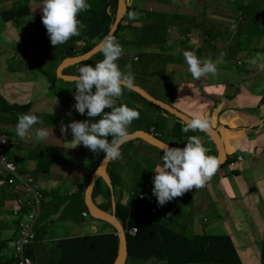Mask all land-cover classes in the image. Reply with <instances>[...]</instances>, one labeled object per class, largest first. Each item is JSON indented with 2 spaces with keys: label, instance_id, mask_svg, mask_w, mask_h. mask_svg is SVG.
<instances>
[{
  "label": "crops",
  "instance_id": "0c3cea01",
  "mask_svg": "<svg viewBox=\"0 0 264 264\" xmlns=\"http://www.w3.org/2000/svg\"><path fill=\"white\" fill-rule=\"evenodd\" d=\"M18 1L7 0L3 3L0 0V31L2 34L0 35V98L3 99L2 109H0V127L6 128L10 136L8 155L21 159L24 153L34 149L52 152L55 149L64 148L70 151V156H74L73 151L83 148V144L75 146V142L72 141L73 134L69 135V141L65 144L64 136L68 135V132H61V124H66L71 119L95 122L100 117L97 116L98 119L88 117L87 110L84 115L77 113L74 107L75 100H70V105L69 103L63 105L57 111L54 109L53 101L58 95L55 79L51 81L45 66L35 63L38 57L36 54L25 51L29 35L26 29L29 27L21 31V28L27 25L37 26L39 17L33 14L35 11H40L42 0H29L32 6L30 15L7 19L5 13L13 9ZM222 1L227 3L225 10L218 7ZM130 3L135 5L142 15H137L135 19H122L121 24L130 27L124 32L122 30L114 34L123 47L122 55L117 63H125L127 60L136 72L141 73V77H135V73L131 71L132 83L155 97L157 96L148 91V88L157 82V74L163 69L164 84L176 88L175 100L172 102L169 97L157 98L172 104L193 118L209 119L210 126L216 130V138L201 131L190 130L189 135L197 136L201 140L206 137L211 142L208 155H218V136L227 151V156L243 154L244 159L235 169L227 165L218 166L204 187L193 188L181 197H176L160 206L157 203V197L152 203L138 204L137 192H128L124 189V185L121 187L123 168L120 172L115 169L121 162L123 166L127 164L125 154L121 152V157L115 160L116 166L112 168L111 187L104 183L96 192L97 196L103 195L106 199L103 198L102 201L97 202L94 196V201L106 211H115L116 214L117 197L113 188L114 184L119 188L117 201L129 206L131 211L139 216L137 220L152 219L153 222L163 225L165 229L178 231L188 238L205 233L229 236L236 247V256L239 259L236 263L261 264V254L264 248V14L263 16L258 15V8L256 9L255 4L250 0H131ZM213 4L218 11L212 9ZM189 22L190 26L187 25ZM198 28L199 32L196 33L195 30ZM185 50L194 51L201 60L210 58L216 65V74H208L198 80L193 79L183 56ZM38 54L40 56L41 51ZM102 59L103 57L98 58V61ZM253 59L256 63H251ZM138 62H140L139 65H137ZM81 66L83 65L80 64L79 68ZM70 67L73 72L78 70L76 64ZM119 67L122 71H127L122 66L119 65ZM127 93L132 94L125 97ZM123 95L117 99V102L124 103L127 100L129 107L139 109L141 112L144 109L148 114H153L151 110H154L157 115L152 122L147 116L134 120L128 127V132L140 129V127L147 130L150 125H155L152 132L162 142L180 147L186 145L188 134L182 131L186 122L157 104L158 107L155 106V108L150 107L146 101L145 104L146 98L144 99L134 90L132 92L124 89ZM58 102L60 105L59 97ZM22 106L26 107L22 108ZM21 114H34L39 120L42 117L47 118L48 115L54 116L56 120L60 117L63 119L56 126L47 127V130H52L53 134L50 132L48 138L45 139L48 143L46 146L42 144L43 140L37 141L34 136L26 134L25 138L21 139L16 135L13 128L16 127L18 116ZM164 124L167 130L165 134L162 132ZM152 126L150 128H153ZM167 134H170L171 141L164 139ZM107 139L110 142L112 136L109 135ZM132 140L136 141L142 153L146 151L143 150L145 147L154 148L155 146L141 138ZM42 146H45L47 150H43ZM22 150L23 152H20ZM76 157L78 161V154ZM18 161L21 165L19 168L24 173L32 174L41 185L45 183L49 189L53 188L51 199H49L52 201L51 204L42 207L40 213L39 241H46L48 237L46 235L52 230L53 224L48 221V218L50 216L57 218L60 213L64 217V211L66 209L68 211L65 224L57 227L51 237L55 239L52 242L56 243L57 250L52 251L38 244L37 246L42 250L49 252L51 256L53 252L58 253L60 257L62 254L61 241L66 238L97 233H117L112 224L94 217L88 207L82 205L85 199H83L84 194L77 192L78 182L79 178L84 179L88 168L80 171V168L78 169L75 165L76 161L66 162L67 156L50 167L44 163V167L40 170H37L39 166L34 154L24 161ZM112 161H108L109 166ZM140 161L134 159L133 163L137 164ZM162 164L161 157L159 162L154 163L153 169ZM153 169L145 171V174L155 173ZM40 175H42L41 179ZM153 175L149 174L148 178L141 182V186L138 187L140 191L147 189L146 186L150 184L148 182ZM143 179L144 176L141 181ZM62 182L65 183L64 187H72L68 191H71L72 195L65 197L60 194L57 187L61 186ZM111 188L113 189L112 194L109 193ZM109 195L111 198L108 197ZM13 198L8 185L0 181V201L12 204ZM79 201H81V208L76 206V202ZM45 202L46 200L43 204ZM152 206L157 207L156 212L151 210ZM63 208L65 210L61 212ZM77 212L82 220L81 226L71 217L77 216ZM158 214L166 218L177 217L181 229L174 230L172 224L160 222ZM202 214L208 217L207 220H202L204 223L199 219ZM107 223L111 226H106ZM15 229L16 221L9 216V211L1 210L0 242L7 239L2 252H6L8 256L13 248ZM178 248L185 249L182 246H174L175 250ZM29 250L31 256L39 262L37 254L40 251L33 250L32 247H29ZM151 251L160 254L154 250V245ZM176 255L177 252L173 254L175 258ZM133 256L130 258L127 256L124 264H129L130 259L136 258L147 261V264H223L218 262L180 263L178 261L170 263L162 257Z\"/></svg>",
  "mask_w": 264,
  "mask_h": 264
},
{
  "label": "clouds",
  "instance_id": "9594fccd",
  "mask_svg": "<svg viewBox=\"0 0 264 264\" xmlns=\"http://www.w3.org/2000/svg\"><path fill=\"white\" fill-rule=\"evenodd\" d=\"M41 5L43 12L42 23L47 29L51 44L55 47L66 43L73 36L80 35V28L84 27V25L80 23L77 16L80 12L91 9V5L86 0H42ZM136 15L134 12L129 13V18L135 19ZM98 49L103 55L102 60L97 61L94 66L84 64L78 69L79 74H71L77 75L74 81L76 89L74 93L76 101L74 107L76 111L84 115L87 110L88 117L100 116V119L95 122L89 120L72 121L68 125L62 123L61 132L66 133L70 128L74 137L72 141L75 142V146L83 144V146L93 152L103 151L105 153V160H116L121 157V147L129 138L128 127L134 120L139 118L140 113L135 108L129 107L126 103L117 104V99L123 96L124 87L130 89L133 82L131 65L126 66L127 71L125 72L120 69L117 63L122 55L123 47L119 44L116 37L109 33L100 40ZM183 56L193 79L198 80L205 75L216 74V65L210 58L201 60L191 50H185ZM251 63H256V60L253 59ZM64 73L69 74L68 72ZM106 108L110 109V111L105 112ZM0 109H2L1 104ZM38 123L42 124L43 122L34 114L19 115L15 127L16 135L24 139L29 130L33 129V126ZM210 125L211 121L209 119L196 117L189 120L182 131L185 133L190 130L208 132L210 131ZM150 127L147 130H143V132L153 134V129ZM0 129L9 136L7 131H5L6 128L0 127ZM49 135L50 132L47 129H35V139L37 141L45 140ZM109 135L112 136L110 142L107 139ZM138 138L148 142V140L142 137L138 136ZM207 153L208 149L204 147L201 139L197 136H190L183 148L169 146L163 148V164L162 166L157 165L153 169L155 174L153 175L154 187L152 191L157 197L158 205L163 206L166 202L176 197H181L193 188L199 189L204 187L205 183L217 170L218 165L230 167L229 161L235 160L239 155H228L225 162L219 164L220 161L217 157L208 155ZM237 167L238 165L230 168L235 169ZM35 181L38 184L40 183L37 179ZM8 187L10 188L9 185ZM40 189L44 195L42 203L44 200L49 201L51 199V193L48 191L49 187L45 183H42ZM47 192L49 195H47ZM139 195L137 194L138 204L144 202L152 203L154 201L147 199L140 201ZM92 197H94L93 193ZM151 210L156 212L157 207L152 206ZM133 227H137L138 230V226ZM130 229H127V231L131 235L137 233H131Z\"/></svg>",
  "mask_w": 264,
  "mask_h": 264
},
{
  "label": "trees",
  "instance_id": "16d2710c",
  "mask_svg": "<svg viewBox=\"0 0 264 264\" xmlns=\"http://www.w3.org/2000/svg\"><path fill=\"white\" fill-rule=\"evenodd\" d=\"M131 0H126L128 4V10L123 18V20L129 18V13H136L137 15H142L139 9L135 5L130 3ZM87 3L91 5V9L88 11H82L78 14L77 19L80 21L84 27L80 28L79 39L82 42V45L78 48L75 46L65 47L61 46L63 51V57L74 56L78 54H83L95 45H97L100 40L108 33L111 26L115 21L117 4L118 0H86ZM31 4L29 0L18 1V4L5 13L7 19L12 18H21L26 17L31 14ZM136 15V16H137ZM122 23V22H121ZM119 24L115 35L120 31L129 28V25L123 26ZM38 25V24H37ZM190 31V30H189ZM188 32V31H184ZM57 47L52 48V52L56 50ZM93 57L101 58L103 57L102 53L99 51ZM89 59H92L89 58ZM84 62V61H83ZM83 62L76 63L77 68ZM97 62V61H96ZM82 65V64H81ZM74 74H79L78 70L73 72ZM50 75V74H48ZM51 81L55 78L50 77ZM74 82V81H73ZM124 89H129L124 87ZM145 99V98H144ZM143 99V100H144ZM147 100V99H145ZM148 105L152 108L157 106L156 104L146 101ZM124 103L128 104L126 100ZM0 104H3V99L0 98ZM6 105V104H4ZM26 106H22L24 108ZM158 107V106H157ZM6 131V130H5ZM10 146V143H9ZM47 146V145H46ZM43 150H47L45 146H42ZM9 149V148H8ZM8 149L6 154H8ZM36 156V161L39 168L44 167V163L50 167L53 164H56L58 161L64 159L63 155L57 152L50 151H38L36 149L26 152L23 154L21 159L9 156L13 160L24 161V159L31 156V154ZM19 163V161H18ZM96 162V166H97ZM220 166V165H218ZM94 162L88 168V173L84 177V182L78 186V194L83 195L85 189L89 183V180L94 171ZM154 177V176H151ZM104 183L97 182L94 186V191L102 186ZM106 184V183H105ZM110 192V191H109ZM111 198V195L108 196ZM84 199V198H83ZM85 205V204H84ZM87 207V205L85 206ZM116 214L120 222L126 229L127 237V247H128V258L138 256L140 258H148L150 256L163 257L168 259L170 262H180V263H223V264H234L238 262L236 247L231 239V237L223 234H214L205 233L202 235H196L193 238H188L178 231H172L165 229V227L158 222H153L152 219L140 218L136 213H133L129 206L123 205L120 202L116 201ZM150 210V209H149ZM150 213L151 210H150ZM19 223V222H18ZM39 224V223H38ZM38 224L36 227V242L39 239V229ZM133 226H138L137 233L131 235L127 229H130ZM16 227L18 224L16 222ZM158 232V233H154ZM165 242V243H163ZM6 240L0 242V264H15L13 255L9 256L6 254L3 255L2 250L5 248ZM154 245V250L158 251L160 254L153 253L151 247ZM182 246L185 249L182 250L178 248L174 249V246ZM167 247V248H166ZM62 254L54 263L49 264H114L119 250V237L117 233H97V234H88V235H78L71 238H66L61 241ZM9 252V251H7ZM177 252L176 258L173 256ZM27 254L35 261L31 256L29 247L27 249ZM262 260L261 264H264V248L262 249ZM128 264V263H126Z\"/></svg>",
  "mask_w": 264,
  "mask_h": 264
},
{
  "label": "rangeland",
  "instance_id": "374dc122",
  "mask_svg": "<svg viewBox=\"0 0 264 264\" xmlns=\"http://www.w3.org/2000/svg\"><path fill=\"white\" fill-rule=\"evenodd\" d=\"M1 1L4 3L7 0H1ZM21 1H23V0H21ZM250 2L255 4L256 9L258 8V13H259L258 15L263 16V14H264V0H250ZM214 6H215L214 4H213V6H211L212 9L214 11H218L217 7H214ZM218 7L221 8L222 10H225L227 8V3L225 1H222L221 3L218 4ZM42 15H43V12L41 11V6H40V11H35L33 16L40 17ZM248 23H250V22H248ZM187 25L190 26V22ZM27 27H29V28L26 29V32L29 35H28V38H27V43L25 45V51L30 53V54H32V53L36 54L38 57L36 58L35 63L45 66V69L47 70V73L50 74L48 76H50V77L54 76L55 77V85H56L55 87L58 89V95L55 97V99L53 101V106H54V109L57 111L63 105H67L68 103L70 105V100L71 101L75 100L73 92L76 91L74 89L75 88V83L74 82H69L67 80H64L63 78H60L57 75V71L56 70H57V67L60 64L61 60H62V57H63V51H61L62 50L61 46H65V47H72V46L80 47L82 45V42L79 39L80 35L79 36H73L66 43L61 44V45H57L56 46L57 47L56 50L54 52H52V48H54L55 46L51 44L50 37L48 35L47 29L42 23V17L39 18V22H38L37 26L35 24H32L31 26L27 25V26L22 27L21 31L24 30ZM195 32L198 33L199 32V28L196 29ZM0 35H2L1 31H0ZM39 51H41V55L40 56L38 54ZM96 61H98V58L97 57H93L92 59H88V60L84 61L81 64L82 65L90 64V65L94 66ZM128 63L129 62L126 60L125 63H121V64L118 63V65L122 66L125 70H127L126 66L129 65ZM139 64H140V62L137 63V65H139ZM67 71L68 72H72L71 67ZM131 71H132V73H135V77H141V73L136 72L133 67H131ZM163 80H164V71L162 69L157 74V82L153 83L152 85H150L149 88H148V91L152 92L157 97H160L162 99H166L167 97H169L170 101L174 102L175 95H176V88L174 86H170L169 84H164ZM131 94L132 93H127V95H125V97L131 96ZM58 97L60 98V105H59V102H58ZM145 101H147V100H144V103L146 104ZM120 103H122V102L121 101L117 102V104H120ZM141 105H143V104H141ZM108 111H110V109L106 108L105 112H108ZM138 111L140 113L139 118H146V116H147L148 119L151 122L153 121L154 118L156 119L157 115H156V113H154V110H151V112L153 114H148L146 112V110H144V109H142L143 112H141V110H139V109H138ZM76 112L79 113L78 111H76ZM43 113H45V112H43ZM71 118H72V116H71ZM96 118H97V116H96ZM62 119L63 118L60 117V118H58L56 120V118L54 116H52V115H48L47 118L42 117L40 119V121H42L43 123L42 124H38V126H37V124L34 125L33 129L30 130L31 132H28L27 134L29 136L31 135V136L35 137V127H37V129H39V128L47 129V127L56 126V124L60 123L62 121ZM72 121H73V119H71L70 121H68V123H66L64 125H68ZM154 126H152L153 127L152 129H155ZM13 130H15V128H13ZM135 130L143 131L145 129L140 127V129H135ZM132 131H134V129ZM49 132H51V131L49 130ZM67 132H68V135L66 134L64 136V139H66V140H64L65 144L69 141L68 140L69 139V135L71 136V134H72L70 128L67 130ZM162 132L164 134L167 133L165 124L162 127ZM187 134H188L187 137L189 138L190 137V135H189L190 132H187ZM8 138H10V136H8ZM135 138H138V137H135ZM135 138H132V139H135ZM132 139L130 141L126 142L121 147V152H123L125 154V158H126L125 160H126L127 164H124V166H123V162H121L119 165L116 166L117 162H115V160H113L111 162L110 166H109V164H107L105 171L101 170L99 172L100 176L97 178L96 182L106 183V184H109V186L111 187L110 184H111V178H112V173H111L112 172V168L114 166H116L115 169L118 172H120V169L122 170V168H123L124 174H123V180L121 181V187L124 185V189L127 190L128 192H137V194H143L145 196V198H148L147 200L152 201V200H154L156 198V196L153 194V191H152V189L154 187L153 177L148 182L150 184L148 186H146L147 189L140 191L138 189V187L141 186V182H143L144 180H146L148 178L149 174H155V173H152V172H149V173L145 174V171H151L153 169V167H154V163L159 162L160 158L163 156V150H162L163 148L161 149V147H159V146H157V145H155V144H153V143L148 141L150 144H153L155 146H154V148L145 147L143 150H146L147 152L145 151V152L142 153L140 148H139V146L136 145V141L132 140ZM157 139L160 140L159 138H157ZM164 139L167 140V141H171L170 134H167L164 137ZM43 141L44 142L42 144L48 146V143L45 140H43ZM201 141H202V144L204 145V147L206 149H208V151H209V149L211 148V142L206 137L203 140H201ZM134 151H135V153H134ZM20 152H23V150L20 151ZM54 152L62 154L63 157L67 156V161L66 162H68V163L75 162L77 160L76 155L78 154L79 159H78V161H76L75 165L78 167V169L80 168L79 169L80 171H84V169L89 168L92 165V163L94 162V166H95L94 168L95 169L93 171V174L96 171L99 170V168H100V166H101V164H102V162H103V160L105 158V153H103V151L93 152V151H91L89 148H87L85 146H83V148H81V149L74 150L73 151L74 156H70V154H71L70 151L67 150V149H64V148L63 149H58V150L55 149ZM134 159H138V160H141V161L139 163H137V164H134L133 163ZM13 161L18 167L21 166L18 163V160H16V161L13 160ZM96 162H98L97 166H96ZM21 171L24 173L23 170H21ZM24 174L26 176H29V177H31L32 179L35 180V177L32 174L29 175L28 172H25ZM142 176H144V179L141 181ZM116 177H117V175H116ZM41 178H42V175H40V179ZM83 182H84V180L82 178H79L78 186H79V184H81ZM63 184H65V183L62 182L61 186L57 187V190L60 192L61 195L65 196V197H68L69 194L71 193V191L70 192H68V191L72 187L71 186L64 187ZM113 188L115 189V195H116L117 200H118V198H119V188L116 185H114V184H113ZM9 190L11 191L14 199H16V195L13 193L11 188H9ZM48 191L50 193H52L53 192V188L49 189ZM112 192H113V189L111 188L109 193L112 194ZM47 195H49L48 192H47ZM70 195H72V194H70ZM94 196H95L94 198H95V200L97 202L102 201L103 198L106 199L105 196H103V195L97 196L95 191H94ZM147 196H150V197H147ZM130 199H131V197H130ZM51 202L52 201H46L44 204L42 203L41 204V208L42 207L44 208V206H46V204H51ZM84 204L86 205V201L84 203V200H83V204L82 205H84ZM76 206H77V208L78 207L81 208L80 207L81 206V201L76 202ZM66 207H67V204H66ZM64 208H65V206H64ZM64 208L61 209V212H63V210H65ZM1 210L9 211V216L12 217L15 221L17 220L15 218V216L13 215V211L15 210V207L11 203H9L7 201H0V211ZM67 213H68V211L66 209L64 211V217H63L62 213H60L57 218L55 216H50L48 218V221H51V224H53V227H52V230L46 235V236H48V237H46L47 240L46 241H39L38 240V243L35 242V243H32L29 246V247H32L33 250L36 249V251H40L37 254V259H39V262H37L38 260L37 261L35 260L36 264H46V263L49 264V263H52V262L54 263L56 260H58V258H59L58 257V253H54L53 252L52 256H51V254H49V252L42 250V248H40L37 245L40 244V246L45 247L47 249H51L52 251H56L57 250L56 243L52 242L55 239H52L51 237L54 235V232L57 229V227H59L60 225H64L65 224L64 223L66 221L65 216H66ZM71 217L73 218L75 223H77L80 226L82 225V220L80 219V216L78 215V212H77V216H71ZM157 217H158V220L160 222L172 224V227H173L174 230L175 229H177V230L181 229V226L179 225V222H178L179 220L177 219V217L166 218V217H163L161 214H158ZM199 219H200V221L202 223H204V221H202V220H204V219L207 220L208 217H207L206 214H202V215H200ZM39 225H40V222H39ZM106 226L110 227L111 225L109 223H107ZM101 230H102V228H101ZM15 232H16V235H15L16 237L20 236L21 233L23 232V228L19 232V228L16 227ZM12 234H14V233H12ZM7 251H8V249H7ZM18 253H19L18 250L15 247H13L10 250L9 254L15 256V254H18ZM3 255H5V252H3ZM136 262H138V264H147V261L145 262V261L139 260L137 258L136 259H130L129 264H133V263L135 264ZM234 264H240V262L239 263H234Z\"/></svg>",
  "mask_w": 264,
  "mask_h": 264
},
{
  "label": "water",
  "instance_id": "95a60500",
  "mask_svg": "<svg viewBox=\"0 0 264 264\" xmlns=\"http://www.w3.org/2000/svg\"><path fill=\"white\" fill-rule=\"evenodd\" d=\"M127 10H128V6H127L126 0H118L115 21H114L113 25L111 26V28L107 34H109V33H111L112 35L115 34L121 20L125 16ZM98 44L83 54H78L76 56H68V57L64 58L61 61V63L58 65L57 75L60 78H63L67 81H75V77L77 75L65 74L64 69L66 67L72 65V64H76V63L82 62L84 60H87L90 57H92L94 54L98 53L99 52ZM131 89L138 92L139 94H141L144 98H146L150 102H153V103L159 105L160 107L168 110L170 113L174 114L175 116H177L178 118H180L182 121H184L186 123H188V121L193 118L192 116L187 115L186 113L179 110L177 107L173 106L172 104H169V103L165 102L164 100L151 95L146 90H144L143 88H141L140 86H138L134 83H132ZM128 133H129V138L127 141L131 140L132 138L139 136V137H142V138L148 140L149 142H151V143H153V144H155L161 148H164L165 146L180 147V146H175V145L170 144V143L162 142L161 140H158L153 134H151L149 132L134 130V131L128 132ZM206 133L208 135L212 136V138H216L215 137L216 136V130L213 129V127L210 126V131H208ZM217 139L219 142V144H217L219 153L215 157H217L218 160L220 161L219 164H222L227 159V151H226L223 143L220 142V139L218 138V136H217ZM180 148H183V147H180ZM108 161L109 160H105V158H104L99 170L96 171L92 175V177H91V179H90V181L86 187L84 195H85L86 205L88 207V210L91 212V214L96 218L104 219V220L108 221L117 230V234H118L119 240H120V247H119L118 256H117L114 264H124L126 257H127V254H128L126 231H125L122 223L120 222V220L116 216L115 211L109 212V211H106L105 209L101 208L98 204H96L94 202L93 197H92L94 185H95L96 180L100 174L99 172L101 170L105 171Z\"/></svg>",
  "mask_w": 264,
  "mask_h": 264
},
{
  "label": "built area",
  "instance_id": "2783aa9c",
  "mask_svg": "<svg viewBox=\"0 0 264 264\" xmlns=\"http://www.w3.org/2000/svg\"><path fill=\"white\" fill-rule=\"evenodd\" d=\"M9 139L7 134L0 129V181L8 184L16 195V199L12 200V205L15 207L13 215L17 219L19 232L23 228L21 235L14 237L13 247L19 252L13 256L14 262L15 264H36L27 254V248L35 241L44 195L41 192L40 183L38 184L34 179L26 176L13 159L6 154V150L9 148ZM243 159V154H239L235 160L229 161V166L236 167ZM139 197L140 201L148 199L143 194H140ZM130 232L136 233L137 227H132Z\"/></svg>",
  "mask_w": 264,
  "mask_h": 264
},
{
  "label": "flooded vegetation",
  "instance_id": "af4514ba",
  "mask_svg": "<svg viewBox=\"0 0 264 264\" xmlns=\"http://www.w3.org/2000/svg\"><path fill=\"white\" fill-rule=\"evenodd\" d=\"M69 67H70V66L66 67L65 70H64V72H67V70L69 69ZM134 130H135V129H134Z\"/></svg>",
  "mask_w": 264,
  "mask_h": 264
}]
</instances>
